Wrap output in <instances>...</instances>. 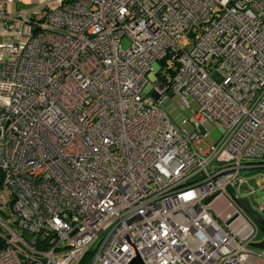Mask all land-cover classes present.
I'll list each match as a JSON object with an SVG mask.
<instances>
[{"label":"built area","instance_id":"2783aa9c","mask_svg":"<svg viewBox=\"0 0 264 264\" xmlns=\"http://www.w3.org/2000/svg\"><path fill=\"white\" fill-rule=\"evenodd\" d=\"M17 1L0 0V264H264L235 201L264 163V0Z\"/></svg>","mask_w":264,"mask_h":264},{"label":"rangeland","instance_id":"374dc122","mask_svg":"<svg viewBox=\"0 0 264 264\" xmlns=\"http://www.w3.org/2000/svg\"><path fill=\"white\" fill-rule=\"evenodd\" d=\"M185 40V38H182L179 41V44L182 47L188 46L183 44ZM121 45L124 48L128 47L129 40L126 37H123L121 40ZM167 62L171 63V60L168 59ZM169 98L171 100V104L168 106L161 105V108L165 111L167 116L174 124H176L178 127H184L188 131H191L192 125L189 121L185 120L186 117L191 115L190 112L185 110V108L182 106L181 100L177 96L169 94ZM190 102L194 103L196 106L194 101L190 100ZM214 128L215 129L211 131L209 137L207 138V143H213L220 135L218 123L214 124ZM206 146V142H201L199 144L201 149H205ZM255 165L257 167L242 170V173L249 178V184L253 185L257 190L254 193H250L248 189H244L240 192L239 196L241 198L247 199L251 206L254 209H257L260 205L264 207V163H258ZM0 195L3 198L2 202L0 203V218L6 219L7 223L12 225L16 221V214L13 212L12 207L8 203L11 196L10 191L7 187H4L0 189ZM212 207L216 214H222L225 211H228L231 206L226 200L219 198L212 203ZM260 213L264 216V211H261ZM261 235L262 233L258 232L257 237H255L253 241H258Z\"/></svg>","mask_w":264,"mask_h":264},{"label":"water","instance_id":"95a60500","mask_svg":"<svg viewBox=\"0 0 264 264\" xmlns=\"http://www.w3.org/2000/svg\"><path fill=\"white\" fill-rule=\"evenodd\" d=\"M188 35L191 36L192 33L189 32ZM151 95L155 99L158 98V94L155 92H153ZM235 201L255 221L259 231L264 233V217L258 211L252 208L247 199L235 197ZM249 246L255 249H264V237L258 241L249 242ZM129 264H142V261L140 258L136 257Z\"/></svg>","mask_w":264,"mask_h":264},{"label":"crops","instance_id":"0c3cea01","mask_svg":"<svg viewBox=\"0 0 264 264\" xmlns=\"http://www.w3.org/2000/svg\"><path fill=\"white\" fill-rule=\"evenodd\" d=\"M39 3H41V0H23L21 2H18L17 1V2H15V3H13L11 5L10 9H12V12H14V11H16L18 9H21V8H29V7H32V6L37 5ZM260 239H262V235H261Z\"/></svg>","mask_w":264,"mask_h":264},{"label":"trees","instance_id":"16d2710c","mask_svg":"<svg viewBox=\"0 0 264 264\" xmlns=\"http://www.w3.org/2000/svg\"><path fill=\"white\" fill-rule=\"evenodd\" d=\"M164 62V60L162 61ZM4 179H5V176H4V173L2 172V170L0 169V189L4 188L5 185H4ZM11 195V194H10ZM9 205L12 207V204H13V199L12 197L10 196V199L8 201ZM3 245V242L2 240L0 239V247ZM93 250L92 249L91 251H89V253L84 257V259L82 260L81 264H85L91 257V255L93 254Z\"/></svg>","mask_w":264,"mask_h":264},{"label":"flooded vegetation","instance_id":"af4514ba","mask_svg":"<svg viewBox=\"0 0 264 264\" xmlns=\"http://www.w3.org/2000/svg\"><path fill=\"white\" fill-rule=\"evenodd\" d=\"M262 215V214H261ZM263 216V215H262ZM264 217V216H263ZM264 237V233H262V238Z\"/></svg>","mask_w":264,"mask_h":264},{"label":"clouds","instance_id":"9594fccd","mask_svg":"<svg viewBox=\"0 0 264 264\" xmlns=\"http://www.w3.org/2000/svg\"><path fill=\"white\" fill-rule=\"evenodd\" d=\"M240 198V197H239ZM253 208V207H252ZM254 209V208H253ZM261 214V213H260ZM260 232V231H259Z\"/></svg>","mask_w":264,"mask_h":264}]
</instances>
